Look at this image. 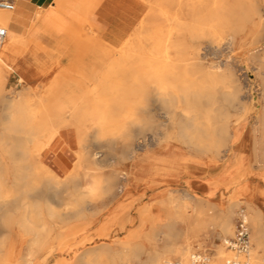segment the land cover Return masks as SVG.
I'll list each match as a JSON object with an SVG mask.
<instances>
[{
    "label": "rangeland",
    "instance_id": "374dc122",
    "mask_svg": "<svg viewBox=\"0 0 264 264\" xmlns=\"http://www.w3.org/2000/svg\"><path fill=\"white\" fill-rule=\"evenodd\" d=\"M237 2L244 6L247 14L243 17L244 28L237 34L236 43H224L220 51L213 49L202 60L205 67L202 71L210 69L212 64L229 61L232 71L237 73L241 83L243 81L242 96L247 101L246 105L251 107L246 113L231 108L229 114L233 121L240 116V122L234 123V126L241 134L240 151L246 161L245 167L233 174L229 140L221 144L208 141L190 143L179 135L176 128L170 130L168 137H163L164 129L157 131L154 123L139 129L138 124L129 122L123 131L107 135H101L97 128H87L83 134L85 151H88V155L97 153L99 163L95 164L89 156L84 166L76 167L77 153L83 147L79 143L74 119L68 112L65 120L69 123L53 136V146L43 160L59 178H52L46 172H40L36 177V163L21 156L20 146L24 135L6 128L8 116L15 112L9 105L16 103L17 97L22 94L31 96L32 103L39 106L54 98L52 95L55 96L57 92L54 84L84 78L80 70L85 67L84 70L90 72L97 66L89 56L93 49L91 41L100 44L103 35L97 34L87 23L80 24L76 32L59 33L64 26L62 22L54 23L51 28L45 27L42 38L37 39L34 35L37 26L29 25L28 18L21 29L25 33L23 41L31 43L37 54L35 57L29 54L15 55L0 63V186L3 185L4 191L9 189L13 193L9 198L8 213L16 220L12 226L3 220L6 203L0 191V264H82L81 259L90 251H94L93 260L100 257V245L111 246L119 254L129 249L142 251L131 261L128 257H119L108 264H141L149 257L151 243L142 240L140 234L130 236V231L138 229L139 233H158L159 228L150 225L154 217L156 222L170 220L175 223L174 231L181 232L185 225L178 216L182 213L191 220L201 222L190 252H207L213 257L218 245L230 247L219 236L220 218L223 213L230 212L232 215L233 232L224 237L229 241L234 236L241 209L250 223L251 248L255 245V226L251 220L255 209L252 203H264V167L259 166L264 161V142L255 129L256 106L264 101V91L261 78L255 75L258 62L253 48L264 46V0ZM55 6L60 20L68 18L65 9L57 4ZM130 9L132 15L129 14ZM143 13L144 8L140 4L128 6L127 12L122 13L117 23L122 28L129 26L133 30ZM237 23L234 18L230 24L234 27ZM127 31L111 39L112 43L123 40ZM57 34H62V37L55 38ZM115 52L116 48L111 55ZM244 65L246 69L242 68ZM94 85L95 81H88L84 87L92 88ZM134 94L142 104L155 108L160 106L158 101L149 100L147 88ZM250 97H256V100ZM154 113L158 119H165L160 116L162 110ZM137 115L142 116L141 124L151 120L148 112L137 111ZM37 139L44 140L45 135L40 132ZM144 143L146 145L142 147ZM132 150H135L133 157ZM60 159H66L68 164L63 166ZM210 169L212 171L208 173ZM70 172L74 178H65ZM122 176L125 178L122 179ZM122 182L125 188L120 193L118 187ZM91 186L97 188L93 194L89 190ZM187 190L199 199L189 203L188 208L180 207L178 203H183L182 195ZM72 202L78 203L77 213L67 210L64 205ZM111 213L116 218L108 220ZM124 222L126 226L122 227ZM12 236L16 244L15 252L6 260L3 258ZM258 251L260 255L264 254L262 248ZM234 254L242 255L235 253V250Z\"/></svg>",
    "mask_w": 264,
    "mask_h": 264
},
{
    "label": "bare ground",
    "instance_id": "6f19581e",
    "mask_svg": "<svg viewBox=\"0 0 264 264\" xmlns=\"http://www.w3.org/2000/svg\"><path fill=\"white\" fill-rule=\"evenodd\" d=\"M138 4L144 8L138 25L133 30L128 29L123 40L115 47L116 52L113 55L102 56L95 51L92 59L97 66L90 72H86L82 65L84 68L79 72L84 78L76 79L75 82L65 81L54 84L57 90L56 95H52L54 98H49L50 100L46 103L42 102L39 106L32 103L31 96L22 94L17 97L16 103L9 105L15 112L8 116V120L6 119V128L24 135L20 146L21 156L36 163L34 164L36 177L40 172H46L52 178H59L43 163V157L53 146L51 145L53 136L69 123L65 120L68 112L74 119L79 143L83 147V150L77 153L76 167L84 166L89 156L95 164L99 163L97 153L88 155V151H85L83 134L87 128H97L101 135H107L123 131L129 122L138 124L139 129L154 123L157 131L160 128L164 129L163 137H168L170 130L176 128L179 135L190 143L208 141L212 144H221L229 140L233 158L231 173L245 167V155L241 153L239 143L241 134L234 126V123L240 122V116L234 120L235 122L229 117L231 108H238L242 113L251 109L242 96L243 81L241 83L237 73L232 71L233 67L229 61L210 63L212 64L210 69L202 71L205 68L202 60L207 52L213 49L215 52L220 51L224 43L228 45L236 43L237 34L244 28L243 17L247 10L245 11L244 6L237 0H136L135 5ZM15 10H0V24L8 28V34L0 44V63L15 55L29 54L35 57L37 54V50L31 47V43L23 41L25 33L17 27L19 21L15 17L17 12ZM131 10H129L130 15L133 14ZM58 16L59 14L51 8L37 10L33 16L26 15L25 18H30L29 25L37 26L34 32L37 39L42 38L45 27L51 28L54 23L63 22L64 26L59 33L76 32L71 23L60 20ZM234 18L239 23L233 27L230 23ZM263 48L264 46L260 45L253 49L257 53L255 58L258 62L255 75L261 78L264 91ZM260 51L262 52L259 53ZM242 68L246 69L247 66L244 65ZM88 81H95V85L92 88L84 87ZM143 88H147L150 101L160 103L159 107L142 104L140 98L134 97V93ZM250 98L256 100V97ZM256 108L255 129L264 142V101L260 102ZM156 110H162L163 113L160 116L165 119H158L157 112L154 113ZM137 111L150 113V122L146 120L144 124H141L142 116L137 115ZM40 132L45 135L44 140L37 139ZM145 145L146 143L142 144V147ZM134 155L135 150H132V157ZM259 166L264 167V161ZM211 171L210 169L208 173ZM70 173L65 178H74L73 173ZM123 178L125 176H122ZM124 188L125 185L122 182L118 187L119 192H123ZM89 190L93 194L97 188L91 186ZM0 191L6 203L3 220L12 226L16 220L8 213V208L9 198L13 193L9 189L4 191L3 185L0 186ZM182 198L183 203L178 205L184 208H188L189 203L199 199L189 190L183 192ZM64 205L67 210L77 213V202ZM252 206L255 209L254 217L253 212L251 213L256 233L255 245L252 248L250 246L251 249L247 255L238 257L241 262L247 264H264V254L260 255L258 251L259 248L264 251V203L253 202ZM192 210H195L193 206ZM114 218H116L114 213L108 215V220ZM189 218L185 213L178 216L185 225L181 232L174 231L175 223L169 222L170 220L156 222L154 217L151 218L150 225L159 228L158 233L152 234L148 231L139 233L138 229H132L130 236L140 234L142 240L151 243L149 257L141 264H168L173 258L180 259L185 264H197L191 259L194 252L190 251L193 241L198 237L201 222ZM220 219L219 236L228 243L224 237L233 232L232 215L230 212L223 213ZM142 222L144 223V220ZM121 226L125 227V222ZM14 247V236H12L3 259L12 257L15 252ZM93 252H88L81 259L82 264H108L119 257H128L131 261L132 257L142 253V251L129 249L119 254L111 246L100 245V257L93 260L91 258ZM233 252L234 250L228 245L220 244L216 247L213 257L209 256L208 264H228V261L237 257L235 254L233 256Z\"/></svg>",
    "mask_w": 264,
    "mask_h": 264
},
{
    "label": "crops",
    "instance_id": "0c3cea01",
    "mask_svg": "<svg viewBox=\"0 0 264 264\" xmlns=\"http://www.w3.org/2000/svg\"><path fill=\"white\" fill-rule=\"evenodd\" d=\"M14 2L16 4L15 12L18 8L15 17L19 21L17 26L19 30L23 28L24 23L29 18H25V16L33 14L37 10H50L52 8L54 12L59 14L55 4L66 10L69 16L65 20L71 23L76 31L80 28V24H89L97 34L103 35V38L100 37V44H97L95 40L91 41L93 49L89 56L92 57L95 51H98L102 56L111 55L113 49L122 40L112 43L113 38L122 36L129 29V26L122 28L118 25L117 20L122 17L123 12H127L128 6L135 5L136 0H14ZM91 33L93 34L92 30ZM60 37L62 34L55 35V38ZM48 38L51 37L48 36ZM90 38L92 39L91 35ZM68 51L69 49L65 52L66 55ZM60 161L63 166L68 164L66 159H60Z\"/></svg>",
    "mask_w": 264,
    "mask_h": 264
},
{
    "label": "built area",
    "instance_id": "2783aa9c",
    "mask_svg": "<svg viewBox=\"0 0 264 264\" xmlns=\"http://www.w3.org/2000/svg\"><path fill=\"white\" fill-rule=\"evenodd\" d=\"M16 4L14 0H0V10L13 11L15 10ZM8 34V28L0 24V44L5 40ZM229 246L237 252V254L247 255L249 252L251 241H250V223L247 219V215L243 209L238 214L234 236L228 241ZM191 259L197 264H208L209 254L197 251L191 256ZM168 264H185L180 260H172ZM228 264H247L241 262L239 257L228 261Z\"/></svg>",
    "mask_w": 264,
    "mask_h": 264
}]
</instances>
